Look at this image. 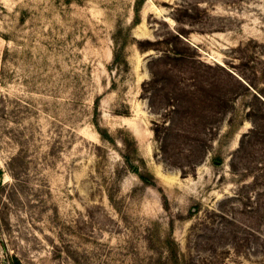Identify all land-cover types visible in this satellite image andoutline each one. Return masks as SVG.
Returning a JSON list of instances; mask_svg holds the SVG:
<instances>
[{
	"label": "rangeland",
	"instance_id": "rangeland-1",
	"mask_svg": "<svg viewBox=\"0 0 264 264\" xmlns=\"http://www.w3.org/2000/svg\"><path fill=\"white\" fill-rule=\"evenodd\" d=\"M147 40L255 88L156 137ZM254 93L264 0H0V264H264V139L233 162Z\"/></svg>",
	"mask_w": 264,
	"mask_h": 264
},
{
	"label": "trees",
	"instance_id": "trees-1",
	"mask_svg": "<svg viewBox=\"0 0 264 264\" xmlns=\"http://www.w3.org/2000/svg\"><path fill=\"white\" fill-rule=\"evenodd\" d=\"M147 42L151 45L141 48L142 51L147 52L153 49L156 52L149 57L147 66L150 72V78L143 82L142 90L145 94L144 98L149 102L151 111L164 117L162 122L154 121V132L156 137L161 134L162 127L169 129L166 131V134H168L171 130L175 129H170L172 126H182V123H186L187 125L192 124V126H194V124L197 123V121L191 119V116L190 118L188 117L190 113L189 101L197 96V94L200 95L199 100L202 103H205L203 109H206V112L203 114V123L205 125H211L214 121V112H225L228 114V101H233L246 95L245 93L240 92L239 85L240 87H246L247 91H250L247 85L254 87L251 82L245 85L239 76L237 77L225 69V66L219 64L213 66L207 64L197 56H186L169 48L161 49L159 46H155L156 44L151 40H147ZM123 51V47L117 44L115 49V61L118 65H123L125 68H129L128 59L125 57V54H123ZM172 57L176 59L182 58L186 63H184V61L181 63L171 62L169 59ZM216 67L224 70L226 72L225 74H228V77L225 79L221 73L212 71L216 70ZM233 78L236 79V81ZM225 83L227 85H225ZM211 89L217 90L215 95L216 99L214 100L218 101V105H220L217 111L211 110L212 108L207 105L209 98L202 97L204 91ZM253 96L264 104V98L262 99L255 93ZM222 99L226 100L224 104H222ZM125 115H129V112H125ZM247 115L252 119L253 127L251 130L243 134L237 153L233 155V162L242 149L245 148L247 140H257L256 143H254L256 145L258 139H264L263 116L252 110H249ZM234 116H238V113L234 115L231 114L229 120L230 125H232L233 121L236 119ZM250 145L253 146V142H251ZM255 145L253 146V151L250 153V156L258 151L255 150ZM163 148L165 151H169L167 143H165ZM233 162L231 166L234 169L235 164ZM259 209L260 212L264 213V204L261 202L259 203ZM262 224H264V219L262 220ZM258 234L260 239L264 240V232L259 230Z\"/></svg>",
	"mask_w": 264,
	"mask_h": 264
}]
</instances>
